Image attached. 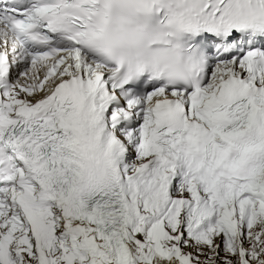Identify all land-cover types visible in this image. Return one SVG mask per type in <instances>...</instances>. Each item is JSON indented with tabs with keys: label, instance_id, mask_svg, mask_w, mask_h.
I'll return each instance as SVG.
<instances>
[{
	"label": "snow or ice",
	"instance_id": "snow-or-ice-1",
	"mask_svg": "<svg viewBox=\"0 0 264 264\" xmlns=\"http://www.w3.org/2000/svg\"><path fill=\"white\" fill-rule=\"evenodd\" d=\"M0 264H264V0H0Z\"/></svg>",
	"mask_w": 264,
	"mask_h": 264
}]
</instances>
